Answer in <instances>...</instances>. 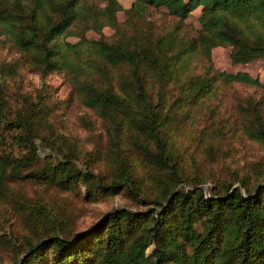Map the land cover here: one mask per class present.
Returning <instances> with one entry per match:
<instances>
[{
  "label": "trees",
  "instance_id": "trees-1",
  "mask_svg": "<svg viewBox=\"0 0 264 264\" xmlns=\"http://www.w3.org/2000/svg\"><path fill=\"white\" fill-rule=\"evenodd\" d=\"M198 6L200 28L189 33L185 19ZM160 7L166 8L171 25L156 31L149 15ZM120 9L118 0H105L101 7L86 0H0L1 33L41 78L54 69L72 78L77 96L101 119L114 167L106 180L77 165L74 147L40 156L45 114L41 107L21 106L8 117L3 97L8 63L2 62L0 195L26 180L63 191L81 184L90 198L116 194L132 189L136 159L168 168L176 186L182 177L169 143L170 133L184 120L180 114L189 115L188 107L218 84L264 89L248 72L218 70L209 61L217 45L231 47L234 64L264 58V0H133L124 9L132 18L127 28L117 21ZM104 25L115 28L113 38L86 37L88 29L100 31ZM65 34L79 39L64 40ZM192 58L201 62L202 71H189ZM261 105L262 98L252 95L237 104L248 122L247 136L264 144ZM182 106L185 113L178 111ZM82 120L92 123L85 115ZM195 184L142 199L153 204L145 209H109L70 234L66 220L52 218L53 230L27 241L14 264H264V183L252 189L243 181L230 182L211 194Z\"/></svg>",
  "mask_w": 264,
  "mask_h": 264
},
{
  "label": "rangeland",
  "instance_id": "rangeland-1",
  "mask_svg": "<svg viewBox=\"0 0 264 264\" xmlns=\"http://www.w3.org/2000/svg\"><path fill=\"white\" fill-rule=\"evenodd\" d=\"M86 1L98 7L105 4V0ZM118 1L123 9L116 11V18L123 28H127L132 18L124 9L130 7L133 0ZM200 9L201 6L196 7L185 19L189 33L200 28ZM164 11L166 8L160 7L149 15L155 22L156 31L171 25V17ZM85 35L90 39L100 35L111 39L115 28L110 25H104L100 31L90 28ZM61 38L71 42L79 39L74 34H65ZM230 49L229 45L213 47L209 59L212 66L227 72L246 71L264 85V58L234 64ZM2 62L8 63L3 67V97L8 106V117L13 118L14 111L21 106L41 107L45 114L39 130V155L46 157L52 150L62 152L74 147L78 166L91 168L110 180L114 173L110 142L101 119L74 91L72 78L62 69L48 71L41 78L39 70L31 66L30 61L26 62L22 51L0 31V70ZM187 66L189 71H202L197 58H192ZM247 95L262 98L264 116L263 87L242 83L215 85L201 100L188 107L189 115L180 114L184 120L170 133L169 143L182 177L176 186L168 168L146 160L136 162L139 159L133 168L132 189L124 188L116 194L86 197L81 184L65 191L34 180L10 184L0 195V264H14L22 256L27 241L35 242L51 232L52 218L66 220L70 234L89 226L109 209L121 206L145 209L153 204L144 200L165 195L170 189L189 188L196 183L206 194H211L213 188L223 189V185L230 182L240 185L243 181L252 189L264 183V144L247 136L245 127L248 122L237 106ZM185 107H180L179 113H185ZM84 115L90 118V126L83 123ZM51 145L62 150L53 149ZM20 151L14 149L15 153ZM241 190L245 192L243 187ZM152 248L153 244L149 245L146 253Z\"/></svg>",
  "mask_w": 264,
  "mask_h": 264
}]
</instances>
